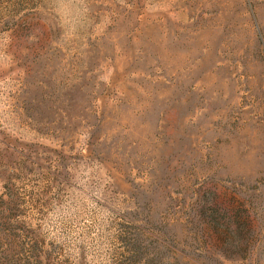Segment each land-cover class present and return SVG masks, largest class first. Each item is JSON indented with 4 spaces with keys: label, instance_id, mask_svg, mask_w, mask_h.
<instances>
[{
    "label": "rangeland",
    "instance_id": "1",
    "mask_svg": "<svg viewBox=\"0 0 264 264\" xmlns=\"http://www.w3.org/2000/svg\"><path fill=\"white\" fill-rule=\"evenodd\" d=\"M0 264H264V0H0Z\"/></svg>",
    "mask_w": 264,
    "mask_h": 264
}]
</instances>
